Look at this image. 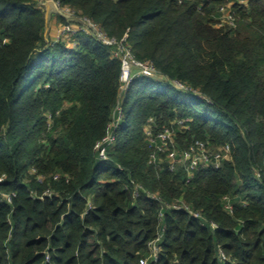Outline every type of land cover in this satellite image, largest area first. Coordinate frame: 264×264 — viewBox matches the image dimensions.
Here are the masks:
<instances>
[{
  "label": "trees",
  "instance_id": "16d2710c",
  "mask_svg": "<svg viewBox=\"0 0 264 264\" xmlns=\"http://www.w3.org/2000/svg\"><path fill=\"white\" fill-rule=\"evenodd\" d=\"M42 1L0 0V264H139L160 233L148 264H264V0H55L109 37L127 31L158 71L123 93L106 161L95 144L120 99V60L90 35L50 39ZM227 3L236 24L217 27ZM148 125L173 126L179 150L229 144L231 159L187 181L166 154L149 162ZM131 181L161 201L133 198ZM178 200L201 218L165 206Z\"/></svg>",
  "mask_w": 264,
  "mask_h": 264
},
{
  "label": "built area",
  "instance_id": "2783aa9c",
  "mask_svg": "<svg viewBox=\"0 0 264 264\" xmlns=\"http://www.w3.org/2000/svg\"><path fill=\"white\" fill-rule=\"evenodd\" d=\"M180 2L182 0H179ZM240 4H245V0H237ZM233 3H227L218 8V16H217V27H223L224 25H229L231 27L235 26V13L232 10ZM59 6V4H58ZM60 7V6H59ZM61 8V7H60ZM61 10L69 15H74L73 11L69 8L65 7V10L61 8ZM81 19V22H67L59 27L57 35L53 38V41L65 40L68 43L73 40V36L78 33H83L85 35L93 36L96 40H98L101 44L109 46L112 48V53L114 57H117L120 60V99L116 105L114 111V118L108 124L106 135L96 142L95 149L98 152L99 160L106 161L107 160V152L108 148L115 141L114 129L117 127L118 123L122 118V108H121V100L123 93L127 90L130 82L136 76H145V77H153L157 75L158 71L154 66L153 62L150 60H140L135 57L133 54L129 44H128V34L127 31L123 34V36L119 39L114 37H109L104 30L94 21L87 17L78 16ZM5 42V39L3 40ZM77 43V42H76ZM173 87L181 91H192L196 94L198 92L196 90L190 89L189 86L182 83L179 80H169L168 81ZM188 119H180L176 120L173 124L180 125L183 128H187L185 124ZM150 122H152V118H150ZM147 140L149 145L151 146V153L149 155V162L156 163L160 160V154H166L168 158V168L173 171L176 168V165L179 164L183 166L187 173V181H189L194 174V171L197 169L203 168H219L224 161L231 159V146L229 144H222L216 147L211 146L210 144L203 141H195L191 143L187 148L183 150L177 149L175 145V136L176 131L173 126L165 127L158 132L154 133L150 129V125H148L145 129ZM32 172H36L35 169ZM257 178L260 177V173L257 171L255 173ZM62 175L56 173L53 178L58 180ZM65 180H68V176L63 175ZM37 179L39 181L42 180V175H38ZM127 188V186H126ZM131 191L132 197L137 198L141 194H145L146 196L161 201L160 196L155 193L146 190L141 184L131 181ZM54 193L51 190H45L38 198L42 199L43 197H51ZM11 194H3L2 199L11 202ZM36 196V195H35ZM223 200L225 201V208L228 212H232V204L228 196H224ZM165 206L167 208L173 209H181L188 212L191 216L195 218H201L200 213L194 211L188 204L184 203L181 200L166 203ZM91 207V203L88 202V209ZM161 217V214H160ZM207 222V221H205ZM202 224L204 222L202 221ZM210 224L213 228L216 225L210 221ZM163 230V228H162ZM161 240V233L157 235L156 238L150 240L147 243V255L141 258L139 264H148L149 261H155L161 251V246L159 244ZM218 258L220 261H224L226 259V255L222 249L218 251ZM49 260V256H46V261Z\"/></svg>",
  "mask_w": 264,
  "mask_h": 264
},
{
  "label": "water",
  "instance_id": "95a60500",
  "mask_svg": "<svg viewBox=\"0 0 264 264\" xmlns=\"http://www.w3.org/2000/svg\"><path fill=\"white\" fill-rule=\"evenodd\" d=\"M42 5L44 7L45 34L48 32V22L52 15H58L68 22H81L80 17L64 13L55 0H43Z\"/></svg>",
  "mask_w": 264,
  "mask_h": 264
},
{
  "label": "crops",
  "instance_id": "0c3cea01",
  "mask_svg": "<svg viewBox=\"0 0 264 264\" xmlns=\"http://www.w3.org/2000/svg\"><path fill=\"white\" fill-rule=\"evenodd\" d=\"M52 16L55 17V15H52ZM52 16L49 18V22H48V35L50 37L55 36L54 34L59 26V24L57 23V20ZM52 18H54V20Z\"/></svg>",
  "mask_w": 264,
  "mask_h": 264
},
{
  "label": "rangeland",
  "instance_id": "374dc122",
  "mask_svg": "<svg viewBox=\"0 0 264 264\" xmlns=\"http://www.w3.org/2000/svg\"><path fill=\"white\" fill-rule=\"evenodd\" d=\"M63 9L65 10V7H63ZM52 17H54V16H52ZM55 18V17H54ZM54 18H52L53 20H54ZM56 19V18H55ZM57 23L59 24V26H58V28H57V30H56V32H55V36L57 35V32H58V30H59V27L61 26V25H63L64 23H61V22H58L57 21ZM54 36V37H55ZM50 37V36H49ZM54 37H50V39H53ZM77 43H76V41H70L69 43H68V46L69 47H73V46H75ZM181 128H183V127H181ZM176 136H177V133H176ZM176 136H175V145H176V147H177V149H178V145H177V142H176ZM149 146V148L151 149V146L150 145H148Z\"/></svg>",
  "mask_w": 264,
  "mask_h": 264
}]
</instances>
